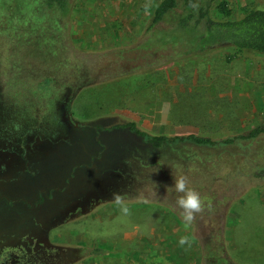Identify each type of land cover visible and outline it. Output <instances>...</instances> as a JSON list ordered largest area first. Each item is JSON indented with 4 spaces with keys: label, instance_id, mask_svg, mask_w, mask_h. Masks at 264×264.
<instances>
[{
    "label": "rangeland",
    "instance_id": "374dc122",
    "mask_svg": "<svg viewBox=\"0 0 264 264\" xmlns=\"http://www.w3.org/2000/svg\"><path fill=\"white\" fill-rule=\"evenodd\" d=\"M161 1L72 0L70 16H62L42 0H0V128L8 133L23 121L38 125L69 85V107L79 121L124 118L150 136L223 140L264 123V54L247 51L228 61L232 48L210 44L218 35L204 21L181 24L184 7L151 26ZM221 2L231 15L219 12ZM201 5L226 21L242 18L245 5L264 9V0H198L197 9ZM115 135L131 140L125 130ZM132 143L149 147L144 139ZM249 144L226 146L216 157L206 147L183 150L188 162L176 153L148 158L159 164L133 169L137 188L146 192L128 189V199H121L127 214L105 203L95 218L65 221L62 243L85 248L84 264L96 258L107 264L106 251L108 264H162L179 248L191 251L194 264H264V177L258 175L264 136ZM174 177H184L205 200L191 224L176 203L181 194ZM174 215L172 234L165 226L175 223ZM181 237L189 243L180 245ZM160 244L169 248L162 258Z\"/></svg>",
    "mask_w": 264,
    "mask_h": 264
},
{
    "label": "flooded vegetation",
    "instance_id": "af4514ba",
    "mask_svg": "<svg viewBox=\"0 0 264 264\" xmlns=\"http://www.w3.org/2000/svg\"><path fill=\"white\" fill-rule=\"evenodd\" d=\"M69 89L57 92L52 115L44 114L38 125L23 121L8 133L0 128V264H84L87 250L61 241L65 221L93 216L103 204L116 203L114 194L128 199V189L146 192L137 188L133 169L158 165L147 160L158 153L182 159L183 150L206 147L216 157L226 148L222 140L210 146L181 139L157 144L124 118L79 121L69 107ZM120 130L131 140H116ZM141 139L149 147L132 143ZM183 160L189 161L187 155Z\"/></svg>",
    "mask_w": 264,
    "mask_h": 264
},
{
    "label": "trees",
    "instance_id": "16d2710c",
    "mask_svg": "<svg viewBox=\"0 0 264 264\" xmlns=\"http://www.w3.org/2000/svg\"><path fill=\"white\" fill-rule=\"evenodd\" d=\"M44 5L61 12L62 16H70L72 11V0H42ZM198 0H162L156 7L152 19V25L161 22L169 13L180 7L186 8L187 15L182 16L179 21L182 25L189 22L195 26H200L204 21L206 29L210 30L211 35L217 33L215 39L211 38L210 44H224L231 47L233 54H230L228 61L239 57L242 53L251 51L264 54V9H258L245 5L242 7L243 17L226 21H218L212 18L209 5H201L197 9ZM218 10L221 14L231 15L232 9L226 2L218 4ZM197 12V13H196ZM136 126V125H135ZM146 134V133H144ZM264 136V123L252 128L246 133L227 137L222 140L225 146H242L249 148L250 144ZM157 144L163 141L189 140L198 144L216 145L219 140H214L209 136L189 134L186 136H177L174 138L166 136H150ZM259 176L264 177V168L260 170Z\"/></svg>",
    "mask_w": 264,
    "mask_h": 264
},
{
    "label": "clouds",
    "instance_id": "9594fccd",
    "mask_svg": "<svg viewBox=\"0 0 264 264\" xmlns=\"http://www.w3.org/2000/svg\"><path fill=\"white\" fill-rule=\"evenodd\" d=\"M173 187L176 193L181 194L178 196L176 203L179 208L183 210V220L186 224H191L195 220L197 214L205 210V200L201 197L199 192L188 187L187 181L184 177H174ZM114 199L118 205H121L122 212L127 214L129 209L122 205L120 195L114 194ZM208 207L210 208V203L208 204ZM179 243L182 246L188 244V237H181Z\"/></svg>",
    "mask_w": 264,
    "mask_h": 264
},
{
    "label": "crops",
    "instance_id": "0c3cea01",
    "mask_svg": "<svg viewBox=\"0 0 264 264\" xmlns=\"http://www.w3.org/2000/svg\"><path fill=\"white\" fill-rule=\"evenodd\" d=\"M161 3V2H160ZM159 3V4H160ZM158 4V5H159ZM157 5V6H158ZM156 6V7H157ZM156 7H155V9H156ZM97 213V212H96ZM96 214H94L93 216H92V218H95V217H97V216H95ZM173 217V216H172ZM171 217V218H172ZM174 217H175V223L173 224L172 223V221L171 222H168L169 224L167 225V226H165V228L167 229V231H170L172 234H174V233H177V228L175 227L176 225L175 224H177L178 225V223H177V221H178V219H177V216L176 215H174ZM180 226V225H179ZM182 226V225H181ZM180 226V227H181ZM173 227V228H172ZM183 230V229H182ZM179 231V230H178ZM185 231V230H184ZM185 234H186V231L184 232ZM160 237H161V235H160ZM158 238L159 239V241H161L162 242V239L161 238ZM154 243L155 244H157L158 243V241H154ZM190 243H191V241H190ZM123 245L122 246H117V248H116V250L118 249H122L123 250ZM120 249V250H121ZM182 248H179L178 250H175L174 252H173V256H172V260L171 261H169V262H167L166 260H163L162 261V264H194V257L192 256V254H191V251L188 253V251L187 252H185L184 250H181ZM160 254H161V258L163 257V254H165V253H168L169 252V248H168V246H162L161 244H160V247H159V251H158ZM163 252V253H162ZM104 255V258H105V260L107 261V264H108V262H110V260L108 259V256H107V251L103 254ZM155 255H156V257H158L159 256V254H156L155 253ZM96 260H97V258H96ZM96 260H94V261H91V262H89V264H96ZM86 264V263H85Z\"/></svg>",
    "mask_w": 264,
    "mask_h": 264
}]
</instances>
